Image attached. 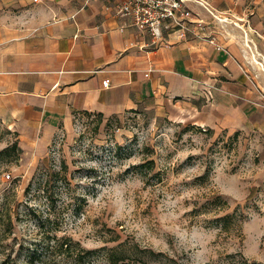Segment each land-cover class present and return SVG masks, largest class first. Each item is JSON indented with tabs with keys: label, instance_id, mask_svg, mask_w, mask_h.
<instances>
[{
	"label": "rangeland",
	"instance_id": "374dc122",
	"mask_svg": "<svg viewBox=\"0 0 264 264\" xmlns=\"http://www.w3.org/2000/svg\"><path fill=\"white\" fill-rule=\"evenodd\" d=\"M22 2L0 0V17ZM190 3L213 20L192 10L199 33L212 24L216 46L217 33L242 46L249 100L264 111V0ZM260 119L201 126L152 104L81 111L45 155L0 123V264H264Z\"/></svg>",
	"mask_w": 264,
	"mask_h": 264
},
{
	"label": "crops",
	"instance_id": "0c3cea01",
	"mask_svg": "<svg viewBox=\"0 0 264 264\" xmlns=\"http://www.w3.org/2000/svg\"><path fill=\"white\" fill-rule=\"evenodd\" d=\"M114 3L23 0L1 15L0 123L23 146L45 155L50 134L77 112L110 116L150 104L195 125L258 124L264 111L249 100L240 44L217 33V48L206 38L212 24L180 37L166 22L154 39L116 14Z\"/></svg>",
	"mask_w": 264,
	"mask_h": 264
},
{
	"label": "built area",
	"instance_id": "2783aa9c",
	"mask_svg": "<svg viewBox=\"0 0 264 264\" xmlns=\"http://www.w3.org/2000/svg\"><path fill=\"white\" fill-rule=\"evenodd\" d=\"M37 1V0H34ZM192 0H115L116 14L129 18L131 25L138 30L149 33L154 39L162 35V25L168 22L173 26L180 37L189 32H196L202 26L201 20L195 18L187 3ZM206 38H209L206 36ZM214 43L213 39H209ZM217 48H221L217 44ZM110 80H103L108 86Z\"/></svg>",
	"mask_w": 264,
	"mask_h": 264
},
{
	"label": "trees",
	"instance_id": "16d2710c",
	"mask_svg": "<svg viewBox=\"0 0 264 264\" xmlns=\"http://www.w3.org/2000/svg\"><path fill=\"white\" fill-rule=\"evenodd\" d=\"M235 215V212L226 214L225 218L228 219ZM63 245V244H62Z\"/></svg>",
	"mask_w": 264,
	"mask_h": 264
},
{
	"label": "bare ground",
	"instance_id": "6f19581e",
	"mask_svg": "<svg viewBox=\"0 0 264 264\" xmlns=\"http://www.w3.org/2000/svg\"><path fill=\"white\" fill-rule=\"evenodd\" d=\"M248 41V40H247Z\"/></svg>",
	"mask_w": 264,
	"mask_h": 264
}]
</instances>
